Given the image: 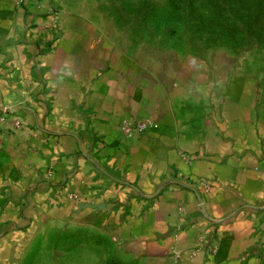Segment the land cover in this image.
I'll return each mask as SVG.
<instances>
[{
    "label": "crops",
    "instance_id": "1",
    "mask_svg": "<svg viewBox=\"0 0 264 264\" xmlns=\"http://www.w3.org/2000/svg\"><path fill=\"white\" fill-rule=\"evenodd\" d=\"M206 64L152 70L82 0H0V264L68 220L145 260L264 264V108L236 60ZM126 119L154 126L126 139Z\"/></svg>",
    "mask_w": 264,
    "mask_h": 264
},
{
    "label": "rangeland",
    "instance_id": "2",
    "mask_svg": "<svg viewBox=\"0 0 264 264\" xmlns=\"http://www.w3.org/2000/svg\"><path fill=\"white\" fill-rule=\"evenodd\" d=\"M82 1L91 21L160 74L183 64L236 60L264 108V0ZM41 226L21 264H169L138 258L101 227L81 220Z\"/></svg>",
    "mask_w": 264,
    "mask_h": 264
},
{
    "label": "built area",
    "instance_id": "3",
    "mask_svg": "<svg viewBox=\"0 0 264 264\" xmlns=\"http://www.w3.org/2000/svg\"><path fill=\"white\" fill-rule=\"evenodd\" d=\"M38 0H19V2L21 4L27 3V2H36ZM50 16L52 19L51 25H50V29L51 30H57L58 26H59V21H60V14L58 11H56L55 9L51 8L50 9ZM2 121L8 126V131H20L21 129H23V124L21 121L19 120H12L8 117H3ZM154 126V122L150 119L144 120V121H132V120H123L119 126V130L121 135L126 138V139H134L136 137H139L141 135H144L148 130H150L152 127ZM183 159L188 163V164H192V162L194 161V157L191 156H183ZM179 178H181L182 180L185 181H190L191 180V176L190 175H186L184 173H180L179 174ZM199 185L204 187L205 189L209 188V185L200 180L199 181ZM209 253L211 255H215L217 254L218 248L215 245H210L208 247Z\"/></svg>",
    "mask_w": 264,
    "mask_h": 264
}]
</instances>
